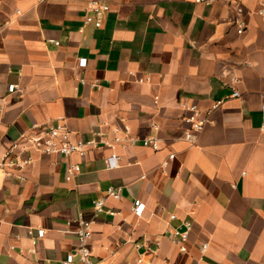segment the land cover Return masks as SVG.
Segmentation results:
<instances>
[{
    "label": "crops",
    "instance_id": "1",
    "mask_svg": "<svg viewBox=\"0 0 264 264\" xmlns=\"http://www.w3.org/2000/svg\"><path fill=\"white\" fill-rule=\"evenodd\" d=\"M106 1L97 28L84 26L82 1L0 0V163L14 144L27 147L17 157L32 160L23 182L0 168V264H63L78 245L79 213L94 219L98 264H264L258 1ZM182 101L204 112L224 102L188 139ZM57 123L98 144L67 158L33 151L25 139ZM155 136L156 152L115 142ZM112 155L120 161L110 169ZM73 164L81 170L68 181ZM111 187L120 200L107 197ZM186 223L182 252L175 232ZM38 229L45 236L33 245L29 231Z\"/></svg>",
    "mask_w": 264,
    "mask_h": 264
},
{
    "label": "built area",
    "instance_id": "2",
    "mask_svg": "<svg viewBox=\"0 0 264 264\" xmlns=\"http://www.w3.org/2000/svg\"><path fill=\"white\" fill-rule=\"evenodd\" d=\"M40 2L49 1V0H39ZM82 1L87 4L86 14L83 18L84 26L93 25L97 28L101 27V17L110 11V5L106 0H77ZM195 4H206L213 5L218 2L222 3H245L248 0H186ZM259 4L258 14L264 20V0H257ZM59 45L58 42H56ZM81 66H86V60H82L80 63ZM151 78L147 76L145 79H141L140 82H149ZM19 90L17 85H9L7 87L8 93H13ZM239 92L235 91L232 97H239ZM224 101L216 102L212 105V108L208 112L201 110L197 103L182 101L180 105L181 111L184 113L182 121L189 127L187 132V138L191 139L195 135L201 133L209 123V115L212 111L218 109ZM262 126L264 127V107H263V121ZM75 133L72 132L62 123H57L54 125L47 126L43 133L34 136L28 137L25 139L27 143L30 144L31 149L35 152H39L46 155L59 154L67 158L73 154L85 155L88 149L96 147L98 144L97 137L92 139H75ZM116 143L122 144L124 147L127 145L135 146L141 144L145 148H149L152 151H159L161 148L162 141L158 137H148L142 140L138 139H129L125 142L121 138H116ZM108 144V143H107ZM109 146H112L108 144ZM17 150L24 151L27 150L26 146H20L19 144H14L3 156V159L0 163V168L5 171L9 176L13 175V171H17L18 179L20 181H25V177L22 174L26 165L31 163V158L27 160H22L15 155ZM169 159H174V154L169 155ZM120 157L117 155H112L106 160V165L108 168H116L119 165ZM80 166L77 164L70 165L68 167V174L66 179L70 181L80 173ZM107 197H111L115 200L121 199V193L119 190H116L114 187H111L107 190ZM106 198L101 199L95 203L96 213H100L104 210ZM145 211V204L139 200L134 202L133 212L136 216L141 217ZM112 215L115 213L111 212ZM171 220L176 219V215L170 216ZM72 223V222H71ZM73 223H76L75 234L78 239V245L73 253L67 255L66 259L63 261V264H98L93 261L90 241L93 235V224L94 219H87L82 213H79L78 216L73 220ZM191 230V224L186 223L185 231H176L175 235L177 240L175 242L180 246L182 252L187 251L185 243L189 238V231ZM29 234L32 237L33 245H36L38 239H41L45 236V230L38 229L36 235L33 230L29 231ZM207 244H203L201 251L204 253L207 249Z\"/></svg>",
    "mask_w": 264,
    "mask_h": 264
}]
</instances>
